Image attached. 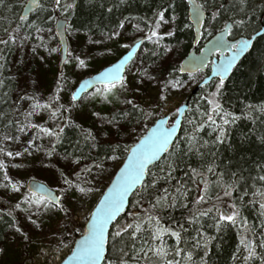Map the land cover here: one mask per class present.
<instances>
[{"label":"snow or ice","instance_id":"1","mask_svg":"<svg viewBox=\"0 0 264 264\" xmlns=\"http://www.w3.org/2000/svg\"><path fill=\"white\" fill-rule=\"evenodd\" d=\"M88 3L96 6V0ZM127 3L128 0H100L99 7L112 14ZM179 7L177 0H161L151 17L121 13L116 23L102 31L104 40L119 42L126 24L135 21L132 30L142 35L121 44L127 54L92 78L102 86L93 85L88 96L123 105L111 113H92L105 126L98 133L78 122L83 118L77 113L78 104L84 101L83 93L92 81H82L64 103L61 92L68 77L63 70L58 69L56 87L47 97L38 90L39 77L29 84L31 77L24 74L29 65L26 47L30 46L32 56L38 55V48L49 54L58 51L45 40V33H52L47 27L50 21H57V34L82 30L93 46L102 43L92 39L91 28L81 25L77 29L71 22L78 0H29L24 11L14 16L15 27L0 30V189L19 193L13 211L26 213V219L37 227L44 212L56 210L70 216L65 194L73 191L81 200L88 197L97 190L95 183L107 174L108 162L127 153L76 241L72 258L78 259L79 264H209L210 245L229 226L239 232L227 264H264V159L247 170L239 166L233 170L217 163V149L227 142L231 125L247 119L254 125L250 131H256L257 125L264 128V99L245 102L239 113L230 111L223 102L226 81L237 57L254 47L255 40L264 38V26L257 28L253 23L256 12L264 11V0H188L184 8L187 18L195 23L194 42L198 44L216 25H221L217 29L220 35L207 48L200 49L202 55L180 63L178 69L160 57L174 50L165 38H173L182 24L186 29L193 27L192 23L182 22ZM34 8L45 15L39 20L30 19ZM0 9L14 12L8 0H0ZM247 29H251L250 35L245 32ZM233 30L245 32L247 38L225 40V34ZM145 41L152 47H143ZM132 48L146 55L129 63ZM213 50L221 58L219 62L212 61L214 75L199 82L203 94L191 105L176 106L170 126H165L169 124L168 116H160L152 127H145L134 145H125L121 137L129 124L139 127L141 121L155 117L167 105L172 91L185 87L187 81L177 78V71L202 67ZM15 51L20 55L13 62L10 54ZM224 51L230 55L224 56ZM111 52L108 46L97 52L85 50L74 56L75 67L86 69L95 57ZM11 63L16 65V75L6 76ZM133 70L134 85L128 79ZM41 114H46V118L37 119ZM205 131L206 139L202 135ZM69 132L75 133V140ZM256 138L264 144V132ZM64 143L68 148L58 152ZM36 153L43 154L42 163L47 160L50 164V158L58 156L71 166L67 174L60 171L64 185L57 189L60 195L34 178L25 185L10 175V168L23 166L16 163L17 158L35 159ZM177 169L182 170L179 177ZM249 205L256 210L255 223L243 215ZM128 206L134 210L128 211ZM176 208L184 210L180 220L166 215V210ZM13 211L7 213L13 220L9 227L20 234V239L30 242Z\"/></svg>","mask_w":264,"mask_h":264},{"label":"trees","instance_id":"2","mask_svg":"<svg viewBox=\"0 0 264 264\" xmlns=\"http://www.w3.org/2000/svg\"><path fill=\"white\" fill-rule=\"evenodd\" d=\"M27 0H8L9 3L12 4L14 12H9L4 9H0V30L3 28L8 27H15L16 20L14 16H18L25 5ZM100 0H96V6L93 7L88 3V0H78V8L76 10V14L72 17L71 22L74 23V27L79 29L81 25H85L92 29L94 33L92 38H103L102 31H107V29L114 23H116L117 19L121 16V13L124 15H133V16H146L151 17L152 10L161 2V0H128V3L124 5L119 11H114L112 14H108L105 9L99 7ZM177 3L180 7L177 9V12L181 16V20L184 24L191 23L190 20L187 18V10H185L184 5L187 4L185 0H177ZM45 14L41 11L36 10L31 16L30 19H37ZM55 22L50 21L47 24V27L52 29V33H45V40L51 47L58 48L56 53H52L55 57L60 55V46L55 34ZM135 23V21H131L126 24V26H131ZM254 25L259 28L260 26H264V11L258 10L253 17ZM125 26V27H126ZM126 27V28H127ZM221 27V25H216V28H209L208 32L205 33L203 36V42L209 40L213 37L218 31L217 29ZM249 35L251 34V29L245 30ZM245 32L233 30L231 32V38H238L241 36H245ZM130 36L133 38L141 36V33H137L132 30ZM73 34H81L84 36L88 35L84 31H74L68 33V40L71 39ZM194 38L195 33L193 27L191 29H186L181 27L176 30V34L173 38H165L169 45L174 46V48L179 49L180 61H182L194 48ZM131 43V39H129ZM103 43L99 45L98 48L102 46ZM254 47L252 50L246 55V57L242 60L239 66L233 71L231 77L226 81V88L224 90L223 95V102L226 108L230 111H235L237 113L243 110V105L245 102H258L264 99V38L256 40L254 43ZM143 47L151 48L152 45L150 42L145 41ZM124 50V49H123ZM25 52L29 53L26 56V59L29 62L28 67L26 68L24 74L31 78H36V76H40L42 80L46 83H50L48 86L53 89L56 87V77L58 76V69L59 66H55L51 63V60H55L56 58H51L52 54H49L44 49H37L38 55L32 56L30 54V46L25 48ZM119 54L118 52L114 53V56ZM20 53L19 51L12 52L10 54L11 60L14 62ZM48 56L46 59L45 56ZM146 54L140 51L139 55L137 56V61L140 56H145ZM43 56L44 59L41 63L45 64V66L50 71L53 68L51 74L48 72H42L40 68V57ZM160 59H167L168 56L165 53L161 54ZM101 60H96L94 58L93 63L94 65V72H99L103 69L100 67L99 63ZM105 62V61H104ZM159 62V61H157ZM179 69V64H173ZM73 67L71 60H68L67 64L64 66L63 71L66 72ZM39 73V74H38ZM94 73V74H96ZM5 75H16V65L14 63L9 64L8 69L5 71ZM67 75V74H66ZM53 77L50 81L49 78ZM200 75H183L181 72L177 71V78L187 81L188 84L190 81L196 80ZM203 76V75H202ZM67 77H70L68 75ZM75 77V79H74ZM73 79V80H72ZM77 75H73L70 80L66 82L67 88H69V98L71 91L73 89L72 83L76 82ZM65 85V84H64ZM100 88V87H97ZM130 94V93H129ZM203 94V89L199 90L196 95H188V98L191 99V104L194 100H196L200 95ZM124 95H128L125 93ZM123 99V96L121 97ZM87 106L90 108H97L101 113H111L115 111L116 108H121L123 105L119 104L118 102L114 104L106 103L103 101H99L98 98H92L85 95V99L83 102L78 104L79 109H84ZM190 110L186 114L185 117L188 116ZM85 128H89L90 122L85 121L81 123ZM151 124V118L146 121H141L139 127H134L133 125L129 124L126 133L122 135L121 139L125 145H133L136 142L137 138H133V140L128 139L127 133H131V129L134 128H141L139 130V136L143 134L145 127H149ZM183 127V126H182ZM254 125L247 119H241L237 121L235 125H231L228 131V139L227 142L217 149L218 152V164H227L228 166L232 167L233 170L236 168L242 167L244 169H249L254 166L255 162H259L264 159V144H262L256 137L259 136L262 132H264V128L260 127L259 125L255 126L256 131L252 132ZM183 134L182 131L180 133ZM69 137L73 140L76 139L75 133L69 132ZM204 138L208 137V132L205 131L202 133ZM137 136V137H139ZM68 148V144L64 143L61 148L58 149V152H63L64 149ZM42 153H36V157L42 156ZM127 153L122 152L120 159L116 161H109L107 165L111 164L112 162H121L126 158ZM52 161L55 160H63L60 159L58 156L50 158ZM63 163L68 165L66 161L63 160ZM193 164L195 166V159H193ZM254 174V173H253ZM176 175L179 177L182 175V170L177 169ZM41 180L45 181V179L40 178ZM46 182V181H45ZM7 198V199H6ZM10 198L7 197L3 189H0V202L3 200H9ZM4 203V202H2ZM12 208V205H10ZM13 210V208H12ZM134 209L129 207L128 211H132ZM142 211V209H140ZM166 215H172L177 220H180V217L184 215V210L181 208H176L174 210L169 209L166 210ZM243 215L248 217V220L251 223L256 222V210L253 206L249 205L243 212ZM123 219V218H122ZM12 217L9 216L7 213L0 211V238L4 232L9 228V224L12 223ZM209 231H213L209 229ZM238 232L239 229L236 227H226L223 232L217 234V239L210 245L212 251L210 252V259L209 264H227L228 258L231 252L234 250L235 245L238 242ZM78 236V235H77ZM80 236V235H79ZM109 258H111L110 254Z\"/></svg>","mask_w":264,"mask_h":264},{"label":"rangeland","instance_id":"3","mask_svg":"<svg viewBox=\"0 0 264 264\" xmlns=\"http://www.w3.org/2000/svg\"><path fill=\"white\" fill-rule=\"evenodd\" d=\"M126 27L124 29V35L121 38H118L119 42H117V39H114L113 41H107L103 38H92L93 40H101L103 44L100 48H98L99 45L93 46L87 36L73 34L69 40L68 53V60H71L73 67H71L66 72L67 76L70 75L67 81L70 80L73 75H77L78 78L76 79V82L72 83V91L76 89L77 85L82 79L90 77L96 73L93 71L94 65H91L94 59L89 62V65L86 69H79L75 67L74 56L80 55L81 52L85 50H91L92 52L102 51L104 46H108L112 48L110 55L99 56L95 58L96 60H101L97 63H99V66L103 68L108 66L110 63H114L124 53L127 52L120 45L124 43H130L128 40L133 38V36H130V34H132L131 26H128L127 28ZM115 52H118L119 54L114 56ZM165 54L168 56V61H171L172 64L181 63L178 48H174L171 53ZM45 57L48 59L47 55ZM141 57L142 56L139 58ZM51 58L56 59H49L48 61L51 60V63L58 67L60 63V55L55 57L52 54ZM41 62L42 60L40 61V65L42 66V68H40L41 71L51 74L53 68H51L49 71L45 64ZM38 77V90L41 95L47 97L52 92L53 87L51 88L48 86L50 83H46L40 76ZM202 78L203 76L200 75L196 80L190 81L188 84H186L183 89L173 90L168 98L167 105L159 109L155 117L151 118V124L154 123V119H158L160 116L164 115L171 116L172 119H174V108L176 106L185 104V102L188 100V95L191 94L195 86L201 81ZM35 79H37V76L36 78H31V80L28 81L29 84H31L32 80ZM52 79L53 77L51 76L49 80L51 81ZM128 79L130 84H135L134 70L128 73ZM127 94L131 95L129 93ZM68 95L69 88H67L65 83L61 92L62 102H68L70 99ZM94 112H99V110L95 107L90 108L89 106L84 109H79L77 107V113L81 114L83 117L78 122L83 123L89 120L93 132L98 133L100 129L105 126H102L99 120L92 116V113ZM41 117L46 118V114H41V116L37 117V119H40ZM138 129L141 128H134L130 130L131 135L128 136L129 140L137 138L136 142L138 141ZM35 155L36 154H34V156ZM40 157H36L35 159L29 157L23 161L21 158H17L16 163H22L23 166L18 169L10 168V175H13L16 179L24 181L25 185H27V183L34 178L37 181L45 183L48 185V187L60 195L57 189L58 187H64L62 180L60 179V171H65L67 174L72 170L71 166L69 164H64L63 160H55L53 158V161L51 160L50 164H48L47 160L42 163ZM121 165V162H112L111 164L107 165V174L103 176L99 182L95 183L97 190L83 200L79 198L77 193L68 191L65 194L64 200L66 207L71 210L70 216H65L64 213L56 210L44 212L40 216L41 223L39 227L33 225L26 219V213H23L20 210H12L13 205L19 198V193H6L4 190L5 194L10 199L7 201L3 200L2 202L4 203L0 202V209H2V212L4 213L13 211V215L16 217V220L19 221L20 226L24 229V231L28 232L31 239L30 242L20 239V234L16 233L12 228L9 227L0 238V249H3V251H0V264H61V262H63L65 258L72 252L75 241L81 236L87 224V220L90 218L89 213L99 202L107 184L111 182L112 176ZM40 178L45 179L46 182ZM10 205H12V208ZM75 228H80L81 232L74 231Z\"/></svg>","mask_w":264,"mask_h":264},{"label":"water","instance_id":"4","mask_svg":"<svg viewBox=\"0 0 264 264\" xmlns=\"http://www.w3.org/2000/svg\"><path fill=\"white\" fill-rule=\"evenodd\" d=\"M187 3H188V0H185ZM29 2V0H27L26 1V3H28ZM25 3V4H26ZM25 6V5H24ZM24 11V7H23V9H22V12ZM36 11V9L34 8V11H33V13ZM21 12V13H22ZM33 13H31L30 14V16L33 14ZM190 22L192 23V25H193V29H194V33H195V23H194V21H191L190 20ZM55 34H56V37H57V40H58V43H59V46H60V53H61V58H60V70H62L63 69V67H64V65L66 64V57H67V61H68V53H69V41H68V33H65V34H57V21L55 22ZM220 35V33L218 32V33H216L212 38H210L208 41H206L203 45H202V47H200V49H203V48H207L208 47V45H209V43L211 42V41H213L214 40V38H217L218 36ZM195 36H196V33H195ZM231 38V33L229 34V33H226L225 34V36H224V39L225 40H229V41H235V40H238V39H240L241 37H239V38H237V39H234V40H232V39H230ZM245 38H247V37H245ZM202 40H203V37H201L200 39H199V43L197 44V43H195L194 42V49L183 59V63H186L188 60H190L192 57H194V56H200V55H202V53L200 52V49H199V46H200V44H201V42H202ZM256 42V40L254 41V43ZM252 48L253 47H250L249 49H247L246 51H245V53H243L241 56H239V57H237V60L235 61V63H234V66H233V69L230 71V73H229V78L231 77V75H232V73H233V71L239 66V64L242 62V60L246 57V55L252 50ZM130 51H132V53H133V56L132 57H130V61H129V63H131V61L132 60H135L136 58H137V56H138V54H139V52H140V50L139 49H137V48H132V49H130ZM127 54V52L125 53V54H123V55H126ZM224 56H228V55H230V53L229 52H227V51H224ZM220 58H221V56H220V53H218V52H216L215 50H213L212 51V53L211 54H209L208 55V60L205 62V64L202 66V67H199L198 69H193V68H191V66H189V70H186L185 72H181V74H183V75H196V74H200V73H203V74H207L208 73V75L205 77V78H207L208 76H212V75H214V72H213V69H214V65L212 64V61L213 60H216L217 62H219V60H220ZM115 63V62H114ZM103 70V69H102ZM101 70V71H102ZM189 72H190V74H189ZM99 73V72H98ZM98 73H96V74H94V75H92V76H90V77H87V78H84L83 80H81L80 81V83L82 82V81H84V80H90V81H92V78L94 77V76H96ZM79 83V84H80ZM79 84H78V86L77 87H79ZM93 85L95 86V88H97V87H100V86H102L101 84H99V83H97V82H95V81H92V84H89L87 87H86V91H85V93H83V95H86L87 94V92H91L92 90H93ZM202 89V87L200 86V83L194 88V90L192 91V95H195L199 90H201ZM185 104H188V105H190V99H188L186 102H185ZM189 111V109L188 110H186L185 111V114H184V116L187 114V112ZM168 118H169V124L168 125H165V126H170V122H171V120H172V117L171 116H168ZM154 125V123L153 124H151V126L150 127H152ZM182 126H183V118H182ZM149 127V128H150ZM126 159V158H125ZM122 166V165H121ZM118 171V170H117ZM32 181V180H31ZM31 181H29L28 183H30ZM37 181V180H36ZM38 182H40V181H38ZM27 183V184H28ZM40 183H43V182H40ZM43 184H45V183H43ZM46 185V184H45ZM48 186V185H47ZM53 191V193L54 194H56L57 195V193H56V191H54V190H52ZM103 196V195H102ZM102 198V197H101ZM129 207L130 206H128L127 207V210H129ZM123 217H121V219H122ZM86 227H87V224H86V226H85V228H84V230L86 229ZM81 238V236L79 237V238H77V240L76 241H78L79 239ZM76 241H75V245H74V247H73V250H72V252L65 258V260L63 261V264H79V260L78 259H73L72 257H73V252H74V249H75V247H76ZM107 247V246H106ZM106 255H108V253H106Z\"/></svg>","mask_w":264,"mask_h":264},{"label":"flooded vegetation","instance_id":"5","mask_svg":"<svg viewBox=\"0 0 264 264\" xmlns=\"http://www.w3.org/2000/svg\"><path fill=\"white\" fill-rule=\"evenodd\" d=\"M239 38V37H238ZM230 39H232V38H230ZM234 39H237V38H234ZM234 39H232V40H234ZM208 75V73L207 74H205V76H207Z\"/></svg>","mask_w":264,"mask_h":264},{"label":"bare ground","instance_id":"6","mask_svg":"<svg viewBox=\"0 0 264 264\" xmlns=\"http://www.w3.org/2000/svg\"><path fill=\"white\" fill-rule=\"evenodd\" d=\"M217 33H218V32H217ZM196 94H197V93H196ZM196 94H195V95H196Z\"/></svg>","mask_w":264,"mask_h":264}]
</instances>
